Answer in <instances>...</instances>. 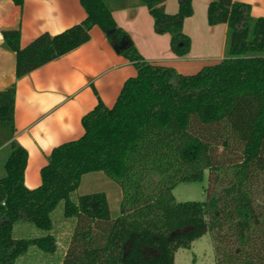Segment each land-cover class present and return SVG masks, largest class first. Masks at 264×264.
I'll return each mask as SVG.
<instances>
[{
  "label": "trees",
  "instance_id": "1",
  "mask_svg": "<svg viewBox=\"0 0 264 264\" xmlns=\"http://www.w3.org/2000/svg\"><path fill=\"white\" fill-rule=\"evenodd\" d=\"M80 1L87 14L82 22L58 34L43 32L24 47L20 18L2 29L17 79L87 43L95 26L113 43L128 38L113 16L124 7H148L155 32L171 35L172 51L183 57L191 50L184 22L193 15V0H179L175 14L167 13V0ZM13 2L23 8L24 0ZM208 22L228 26L225 57L192 75L149 62L133 45L121 50L137 75L126 80L114 106L99 98L82 118L80 138L53 149L35 189L25 184L29 153L15 140L16 85L0 90V151L8 150L0 177V264H17L33 248L58 258L59 212L75 227L56 264H175L180 248L221 226L218 197L178 202L167 187L126 210L133 203L124 191L128 205L114 219L104 192L76 195L83 175L93 171L124 187L135 165L166 135L185 165L204 157L208 169L233 173L224 192L238 206V231L214 235L216 264H264V17H254L248 3L213 0ZM24 227L42 235L21 233Z\"/></svg>",
  "mask_w": 264,
  "mask_h": 264
},
{
  "label": "crops",
  "instance_id": "2",
  "mask_svg": "<svg viewBox=\"0 0 264 264\" xmlns=\"http://www.w3.org/2000/svg\"><path fill=\"white\" fill-rule=\"evenodd\" d=\"M212 1L193 0L194 13L184 22V31L192 39L186 57L172 51L171 36L157 34L148 7L139 5L113 11L119 27L128 33L119 44L95 26L87 43L17 79L15 56L4 48L3 28L14 26L20 18L24 47L43 32L58 34L82 22L87 14L80 0H24L22 9L13 0H0V90L11 84L17 88L15 140L29 153L25 171L28 188L41 185V170L55 147L84 134L82 118L99 98L108 107L114 106L126 80L137 75L121 50L133 45L149 62L174 67L184 75L195 74L225 57L228 26L208 23ZM235 1L250 4L254 17H264V0ZM165 8L169 14L177 13L179 0H167ZM3 175L4 166L0 165V177Z\"/></svg>",
  "mask_w": 264,
  "mask_h": 264
},
{
  "label": "rangeland",
  "instance_id": "3",
  "mask_svg": "<svg viewBox=\"0 0 264 264\" xmlns=\"http://www.w3.org/2000/svg\"><path fill=\"white\" fill-rule=\"evenodd\" d=\"M177 148L178 145L174 138L166 135L152 146L135 165L125 180L124 187L118 180L110 178L103 171H93L83 175L76 195L104 192L109 201L111 216L114 219L120 216L122 208L128 205L125 201V192H128V197L131 198L128 201L133 203L126 210H131L152 200L167 187L173 188L174 196L178 202L206 201L216 196L220 199L221 226H218L214 232H209L195 240L190 248H180L175 256V264H216L214 235L221 233L229 236L238 231L236 215L238 206L235 199L226 198L224 192V189L232 183L233 173L230 169L220 171L208 169L204 157H201L194 165L187 166L179 159ZM222 150L223 148L220 147L219 152ZM7 156L8 150L4 149L0 152L1 166L4 165ZM200 170L203 171L201 179L186 180L189 175ZM74 227L75 222L63 219L59 212L54 230L59 241V257L47 256L33 248L17 264H56V261L68 249ZM21 233H26L29 236L42 235L40 231L30 232L25 227L21 229Z\"/></svg>",
  "mask_w": 264,
  "mask_h": 264
}]
</instances>
